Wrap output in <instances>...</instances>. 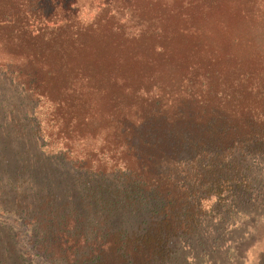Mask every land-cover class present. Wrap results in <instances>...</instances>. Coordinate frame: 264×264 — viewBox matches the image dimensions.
I'll return each instance as SVG.
<instances>
[{"label": "trees", "instance_id": "obj_1", "mask_svg": "<svg viewBox=\"0 0 264 264\" xmlns=\"http://www.w3.org/2000/svg\"><path fill=\"white\" fill-rule=\"evenodd\" d=\"M0 74L97 219L34 258L221 264L264 230V0H0Z\"/></svg>", "mask_w": 264, "mask_h": 264}, {"label": "rangeland", "instance_id": "obj_2", "mask_svg": "<svg viewBox=\"0 0 264 264\" xmlns=\"http://www.w3.org/2000/svg\"><path fill=\"white\" fill-rule=\"evenodd\" d=\"M32 106L29 95L0 74V264H21L24 253L33 264H45L32 248L49 240L43 248L58 252L67 221L88 224L92 235L98 230L86 206L83 177L61 157L44 152ZM244 232L239 231L242 238L230 255L233 262L221 264H264V230Z\"/></svg>", "mask_w": 264, "mask_h": 264}]
</instances>
